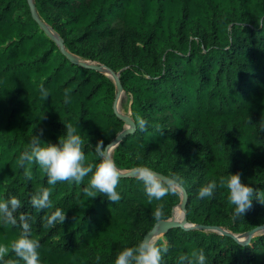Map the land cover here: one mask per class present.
Instances as JSON below:
<instances>
[{"label": "trees", "instance_id": "1", "mask_svg": "<svg viewBox=\"0 0 264 264\" xmlns=\"http://www.w3.org/2000/svg\"><path fill=\"white\" fill-rule=\"evenodd\" d=\"M31 2L84 66L44 34L27 0H0V200L21 201L15 224L0 218V245L8 249L0 264H24L12 247L24 224L39 241L40 264H114L181 202L180 189L150 199L143 182L126 175L141 166L179 176L186 192L187 225L155 242L168 248L160 264H194L191 254L201 249L207 264H264V233L242 243L199 229L236 235L264 226V0ZM104 72L116 75L131 97L133 131L113 154L125 174L115 202L104 193L87 195L92 173L80 183L50 185L38 164L25 165L28 177L18 163L33 135L58 143L67 124L85 141V165L99 162L96 145L106 148L123 130L117 91ZM236 173L254 189L242 216H234L227 198L226 180ZM211 180L215 194L200 198L199 188ZM43 189H50V206L36 208L32 198ZM57 208L65 219L49 224Z\"/></svg>", "mask_w": 264, "mask_h": 264}, {"label": "clouds", "instance_id": "2", "mask_svg": "<svg viewBox=\"0 0 264 264\" xmlns=\"http://www.w3.org/2000/svg\"><path fill=\"white\" fill-rule=\"evenodd\" d=\"M41 92L46 95L42 88ZM67 102V99L65 100ZM141 126L144 121H140ZM66 132L58 143H43L42 140L33 135L28 148L21 152L18 163L24 167L25 175L31 176L30 167L26 164H38L47 174L48 184L54 185L57 181L70 180L80 183L85 176L92 173L85 192L89 197L97 196V193H104L108 200L119 201L120 194L116 190L120 179V172L116 163L107 156L106 148L102 142L96 145L95 151L100 157L96 164L88 163L85 165V154L83 146L85 144L82 136L77 132L72 124L65 126ZM93 169H95L93 171ZM136 175L143 182L147 196L152 199L160 200L169 193H176L182 188V180L179 176L161 178L151 168L141 166L135 169ZM228 189V201L234 206V216H242L251 206L254 189L241 182L240 175L230 174L226 180ZM217 182L209 181L202 185L198 190L200 198L212 197L215 194ZM50 189H43L41 193L32 198V204L36 208H46L50 206ZM21 201L15 196L7 200H0V218H6L8 222L15 224L12 218L13 211L17 209ZM163 205H159L155 210L157 220L162 215ZM65 219V211L57 208L49 217L48 223L54 224L62 222ZM24 231L21 237L13 244V249L17 256L24 261V264H40V256L37 251L39 241L29 238L28 225H23ZM8 249L0 245V258L3 257ZM168 248L166 244L157 245L151 238H146L136 247L124 248L116 256L114 264H160L162 254L166 253ZM194 264H207L204 251L198 250L192 252ZM187 257L181 255L179 259L185 260Z\"/></svg>", "mask_w": 264, "mask_h": 264}, {"label": "water", "instance_id": "3", "mask_svg": "<svg viewBox=\"0 0 264 264\" xmlns=\"http://www.w3.org/2000/svg\"><path fill=\"white\" fill-rule=\"evenodd\" d=\"M27 2L29 4L30 13H31L32 18L35 20V22L38 24L39 28L44 32V34L48 38H50L54 42H56L59 50L62 52V54H64L67 57V59L69 61L78 63L81 66H84L83 62H79L75 56L71 55L66 50H64L63 42L58 37H56V35H54V33L49 29V27H47L42 21H40L38 19V17L36 16V13H35V8L31 3V0H27ZM89 67L95 68L93 65H90ZM110 79L112 80V82L116 88V91H117L116 99L114 101V106H115L116 100H117L118 96L123 92V90H122V86L118 80V77L116 75H114V74L110 75ZM116 115L123 121L124 128H123L122 132L120 134H118V136L115 138V140L111 146V149L116 147L119 140H121L124 136H126L128 133H131L133 131V121L130 117H123L117 113H116ZM108 153H109V151H108V149H106L107 156H108ZM156 174L161 178H165V176H162L161 174H158V173H156ZM124 175L125 174H121L120 176H124ZM126 175H128L129 177H138L136 175L135 171H130ZM185 205H186V192L184 191L183 195L181 197V202L179 204V209L181 210V216H179V217H181V218L178 219V218L174 217V218H170L167 220L158 221L154 225V227L143 236L142 241L145 240L146 238H151V240H153V241L156 240V238L159 237V235H157V234L160 230L163 231L162 233H164L165 231L171 230L173 228H184L187 225L185 217H184L185 216ZM199 229L206 231V232H215L218 234H225V235L231 236L232 238H234L237 241L242 242V243H247V242H249V240L251 238H253L259 234L264 233V226L255 227V228H253V229H251V230H249L243 234V236L246 240L242 241L236 235L225 232L221 228L216 227V226H199Z\"/></svg>", "mask_w": 264, "mask_h": 264}, {"label": "rangeland", "instance_id": "4", "mask_svg": "<svg viewBox=\"0 0 264 264\" xmlns=\"http://www.w3.org/2000/svg\"><path fill=\"white\" fill-rule=\"evenodd\" d=\"M32 1V0H31ZM32 3V2H31ZM33 5V4H32ZM36 13V11H35ZM36 16L38 17L37 13H36ZM47 26V25H46ZM48 27V26H47ZM49 29L54 33V35H56V37H58V35L49 27ZM59 38V37H58ZM76 57V56H75ZM77 60H79L78 57H76ZM91 65H95L94 63H92ZM98 69V68H96ZM100 72L102 71L101 69H98ZM105 73V72H104ZM108 77H110V74L108 73H105ZM123 90V89H122ZM117 95V94H116ZM116 99V98H115ZM130 95L129 94H126L124 91L118 96L117 100H116V104L114 106V110L117 114H119L120 116H123V117H131V113H130V109H129V104H130ZM122 121V120H121ZM123 122V121H122ZM123 128H124V123H123ZM111 145L107 146L106 149H108V151H110V156H111V159L113 160V154H114V149L116 148H112L111 149ZM117 146V145H116ZM157 170H161V166H159L157 168ZM120 172V171H119ZM184 185H186V182L184 183ZM183 192L184 190L181 188L180 189V197H182L183 195ZM180 204V203H179ZM179 204L177 206H175L172 210V216L170 218H178L180 219L181 217V210L179 209ZM169 218V219H170ZM264 220V218L262 219ZM248 227L250 229L254 228L253 225H248ZM256 227V226H255ZM249 229V230H250ZM163 232V231H162ZM245 233V232H244ZM236 234V236L242 240V241H245L246 239L244 238L243 234ZM163 235V233L159 234V237L156 238V240H154V242L157 241V239L161 238Z\"/></svg>", "mask_w": 264, "mask_h": 264}, {"label": "bare ground", "instance_id": "5", "mask_svg": "<svg viewBox=\"0 0 264 264\" xmlns=\"http://www.w3.org/2000/svg\"><path fill=\"white\" fill-rule=\"evenodd\" d=\"M108 157H110L111 158V156H110V151H109V153H108ZM162 233V231L160 230L159 232H158V234L157 235H159V234H161Z\"/></svg>", "mask_w": 264, "mask_h": 264}]
</instances>
